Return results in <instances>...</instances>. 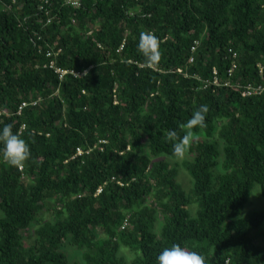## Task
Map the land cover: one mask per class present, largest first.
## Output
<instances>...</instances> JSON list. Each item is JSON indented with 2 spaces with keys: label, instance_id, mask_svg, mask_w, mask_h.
Returning <instances> with one entry per match:
<instances>
[{
  "label": "trees",
  "instance_id": "obj_1",
  "mask_svg": "<svg viewBox=\"0 0 264 264\" xmlns=\"http://www.w3.org/2000/svg\"><path fill=\"white\" fill-rule=\"evenodd\" d=\"M205 104V126L182 127ZM0 109L30 149L18 171L0 145V264H157L173 244L264 264V204L247 206L255 186L264 203V0H0ZM171 130L195 133L189 159Z\"/></svg>",
  "mask_w": 264,
  "mask_h": 264
},
{
  "label": "clouds",
  "instance_id": "obj_2",
  "mask_svg": "<svg viewBox=\"0 0 264 264\" xmlns=\"http://www.w3.org/2000/svg\"><path fill=\"white\" fill-rule=\"evenodd\" d=\"M137 49L144 57L145 63H154L160 57L159 38L152 32H141L137 42ZM208 106L200 105L191 118L182 125L185 129L205 126V114ZM169 139L175 140L173 154L182 158L192 141L196 138L193 131H186L178 136L175 130L168 131ZM0 145H2L3 158L10 166H23L30 156V149L24 139L15 134L12 125L5 124L0 127ZM157 264H205V257L196 251H189L178 244L165 247L156 258Z\"/></svg>",
  "mask_w": 264,
  "mask_h": 264
},
{
  "label": "built area",
  "instance_id": "obj_3",
  "mask_svg": "<svg viewBox=\"0 0 264 264\" xmlns=\"http://www.w3.org/2000/svg\"><path fill=\"white\" fill-rule=\"evenodd\" d=\"M67 2H68L72 7H75V8H77V7L80 6V0H67ZM49 22H50V19L47 18V20H46V24H48ZM197 46H198V41H195V42L193 43V45L191 46L190 51L193 53V52L195 51V49H196ZM122 47H123V44L120 46V48H119L118 51H120V50L122 49ZM52 54H53V53H52L51 51H49V52L46 54V57L49 58V57L52 56ZM232 58L235 59V54H232ZM192 61H193V60H192V57L189 58L188 62L191 63ZM48 67H49V68H54V62H53L52 60L49 61ZM233 69H235V64H233V65L231 66V68L228 70V72H227V76H228V77H231V75H232V73H233ZM54 71H55V73L58 75V77H59L60 80L62 79V77H63L64 75L67 74V71H65V70H61V69H58V68H55ZM215 73H216V72L213 71V75H214V81H213V84H216V85H217L218 82H217V79L215 78V77H216V74H215ZM225 86H227V83L225 84ZM262 90H263V89H262L261 87H259V86H258V87H257V86H248V87H246V88L243 90V92H242V96H249V95H251V94H259ZM39 101H40L39 99H36V100L31 101L30 103H27L26 101L21 102V103L19 104L18 108H17V114L19 115V114L21 113V111H22L25 107H27L28 105H30V106H35L37 103H39ZM3 114H6V112H5V111H2V110L0 109V117H1ZM22 130H24V126H23V125H22L21 128H20V132H21ZM98 143H99V144H102L103 141H99ZM82 153H83V152H82V150H81L80 148H77V149L75 150V156H77V157L81 156ZM17 168H18V171H22V167H21V166H17ZM100 191H101V189L99 188V189L97 190V194H98ZM126 223H127V220L123 223V225H122L121 228H123V227L126 225Z\"/></svg>",
  "mask_w": 264,
  "mask_h": 264
},
{
  "label": "rangeland",
  "instance_id": "obj_4",
  "mask_svg": "<svg viewBox=\"0 0 264 264\" xmlns=\"http://www.w3.org/2000/svg\"><path fill=\"white\" fill-rule=\"evenodd\" d=\"M183 158L189 159V156L185 153L182 158H180L179 160L178 159L175 160L176 163L180 162V160H183ZM176 167L178 168L179 166H176ZM177 180H178V183L181 184V186L183 187L185 193L188 194L192 198V195L189 192V191H191V188H192V182H191V179H190L189 175L187 174V172L184 170L183 167L182 168L181 167L178 168V178H177ZM258 194H259L258 193V188L255 186L252 189V192H251L250 203H249V205H247L249 211H251V210H259V209L262 208L264 203L259 198H256V197H260ZM247 206L245 207V209L243 211V215L247 212ZM188 209H189V211L191 213V217H195L196 210H197V205H196L195 201L192 200V203H191V205H189ZM51 213H52L51 210H43L42 213L39 214L38 217L41 220H48L51 217ZM1 217H2V214L0 212V218ZM30 231H31V229H30ZM119 253L127 260L130 257H132V253L129 250L124 249V248H121Z\"/></svg>",
  "mask_w": 264,
  "mask_h": 264
}]
</instances>
